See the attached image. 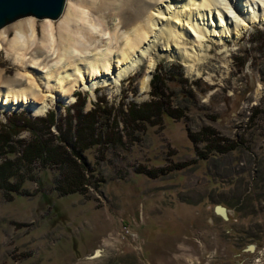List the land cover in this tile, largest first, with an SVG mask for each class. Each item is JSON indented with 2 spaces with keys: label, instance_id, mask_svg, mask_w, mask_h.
Here are the masks:
<instances>
[{
  "label": "rangeland",
  "instance_id": "rangeland-1",
  "mask_svg": "<svg viewBox=\"0 0 264 264\" xmlns=\"http://www.w3.org/2000/svg\"><path fill=\"white\" fill-rule=\"evenodd\" d=\"M115 13L90 9L121 31ZM222 41L182 39L190 65L158 40L143 93L146 60L43 115L0 108V126L31 119L0 148V264H264V21ZM1 70L16 76L2 50ZM38 136L44 157L28 165Z\"/></svg>",
  "mask_w": 264,
  "mask_h": 264
},
{
  "label": "bare ground",
  "instance_id": "bare-ground-1",
  "mask_svg": "<svg viewBox=\"0 0 264 264\" xmlns=\"http://www.w3.org/2000/svg\"><path fill=\"white\" fill-rule=\"evenodd\" d=\"M96 1L67 0L59 20L42 19L37 24L29 16L0 29V50L17 67L16 76L6 80L1 70L2 110L28 108L43 115L54 102H72L76 89L94 95L98 85L112 83L118 88L120 80L146 60L139 81L143 93L156 65L153 50L158 40L165 39L170 46L178 43L169 57L194 65L200 60L194 58L193 47L179 46L182 39L197 44L214 38L222 43L224 36L236 38L264 21V0ZM109 7L123 30L116 23L110 31L103 27L101 14H90V9L101 12ZM196 74L201 71L196 69Z\"/></svg>",
  "mask_w": 264,
  "mask_h": 264
},
{
  "label": "water",
  "instance_id": "water-1",
  "mask_svg": "<svg viewBox=\"0 0 264 264\" xmlns=\"http://www.w3.org/2000/svg\"><path fill=\"white\" fill-rule=\"evenodd\" d=\"M66 5V0H0V29L29 16L39 20H59ZM214 211L224 220L229 217L224 207L216 205Z\"/></svg>",
  "mask_w": 264,
  "mask_h": 264
},
{
  "label": "trees",
  "instance_id": "trees-1",
  "mask_svg": "<svg viewBox=\"0 0 264 264\" xmlns=\"http://www.w3.org/2000/svg\"><path fill=\"white\" fill-rule=\"evenodd\" d=\"M79 98L80 97L76 98L75 106H77L76 104L78 103ZM129 107L132 110H136L134 104H132V103H129ZM78 110L79 111H82L83 110V106L81 107V109L79 107ZM138 113H140V112H138ZM47 116H48L47 117L48 119L46 118V119H41V120L43 122H45V123L46 122H51V121L54 120L53 111L51 112L50 116L49 115H47ZM19 118L23 120L22 124L15 123V120L18 119V117H16V115H13V118L10 119V121L8 122V124H5V125H2L1 124V126H0V128H1L0 129V148L5 149L6 147H8L12 142L15 141L14 140V137H16L18 134H20L23 130H25L24 128L27 125L29 126L31 124L30 123L31 122V119L28 118L27 116L24 117L22 115H19ZM136 119H139V117L136 118ZM191 137H193V139H194V136L191 135ZM222 140H224V139H222ZM194 141H196V140L194 139ZM8 148L14 149V145L12 144ZM46 148H47V144L44 143V142H42L40 140V137L38 136L37 138H35V140L33 141L32 144L26 145L24 147V149L22 150V157H21V159H23V161L25 160L28 165L29 164H32L34 161H37L38 158H43L44 157L43 156L44 155L43 153L46 150ZM233 148L234 147H233L232 143H229L227 145H224L220 149H221L222 152H228L229 150H233ZM11 151H7L6 153H10ZM9 165H10V161L7 160L5 162L4 168H5V166H9ZM2 167L3 166L0 167V174L1 175H3L2 172H4L3 171L4 168H2ZM62 190H63V193L62 194H64V195H67V194H70V193H74L75 192V189L72 190V188H69V191H66L64 189H62Z\"/></svg>",
  "mask_w": 264,
  "mask_h": 264
}]
</instances>
